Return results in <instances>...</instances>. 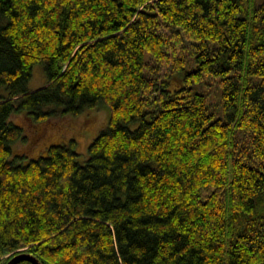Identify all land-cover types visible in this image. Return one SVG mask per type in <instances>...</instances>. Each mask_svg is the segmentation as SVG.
<instances>
[{
	"label": "trees",
	"instance_id": "trees-1",
	"mask_svg": "<svg viewBox=\"0 0 264 264\" xmlns=\"http://www.w3.org/2000/svg\"><path fill=\"white\" fill-rule=\"evenodd\" d=\"M166 29L198 40L172 88L156 80ZM36 62L46 82L29 89ZM204 73L221 111L191 84ZM101 101L108 125L83 161L74 139L13 152V112ZM21 250L40 264H264L263 3L0 0V264Z\"/></svg>",
	"mask_w": 264,
	"mask_h": 264
},
{
	"label": "rangeland",
	"instance_id": "rangeland-1",
	"mask_svg": "<svg viewBox=\"0 0 264 264\" xmlns=\"http://www.w3.org/2000/svg\"><path fill=\"white\" fill-rule=\"evenodd\" d=\"M256 1L264 4V0ZM165 32L169 39L168 59L165 64L159 67L156 80L160 84L165 79L169 88L178 87L182 80L173 70L176 68L177 61L183 55V52L192 49L198 43V40L187 35L184 31L174 33L166 29ZM147 57L148 54H146ZM249 79L250 81H259L261 78L251 76ZM45 82L46 75L43 64L41 62L34 63L27 87L35 89L43 86ZM158 84L157 86H160ZM191 84L194 89L206 94L207 103L211 110L221 111L220 102H218L221 85L218 77L204 73L199 81H193ZM155 87L153 86L148 91L149 100H152L157 93L153 90ZM221 115L223 114L221 113ZM108 117L109 107L103 101L94 107H86L77 114H55L39 121L30 120L24 111H16L10 115V118L22 127V137L15 140L11 147L14 153L32 158L45 154L47 147L51 144L65 143L70 139H74L78 159L83 161L88 155L89 143L101 130L107 127ZM132 125L134 124L132 123Z\"/></svg>",
	"mask_w": 264,
	"mask_h": 264
},
{
	"label": "water",
	"instance_id": "water-1",
	"mask_svg": "<svg viewBox=\"0 0 264 264\" xmlns=\"http://www.w3.org/2000/svg\"><path fill=\"white\" fill-rule=\"evenodd\" d=\"M29 260L31 261L33 264H40V262L38 261V259L32 255L31 253L21 250L16 252L15 254H13L7 261L5 264H16L18 261L20 260Z\"/></svg>",
	"mask_w": 264,
	"mask_h": 264
},
{
	"label": "bare ground",
	"instance_id": "bare-ground-1",
	"mask_svg": "<svg viewBox=\"0 0 264 264\" xmlns=\"http://www.w3.org/2000/svg\"><path fill=\"white\" fill-rule=\"evenodd\" d=\"M18 252V251H17ZM30 253V252H29ZM15 254V253H14Z\"/></svg>",
	"mask_w": 264,
	"mask_h": 264
}]
</instances>
